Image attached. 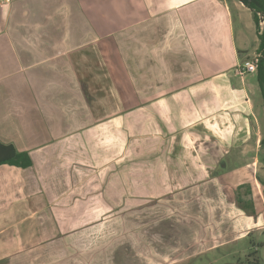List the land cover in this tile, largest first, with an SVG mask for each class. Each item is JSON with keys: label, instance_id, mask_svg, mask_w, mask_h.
<instances>
[{"label": "crops", "instance_id": "crops-1", "mask_svg": "<svg viewBox=\"0 0 264 264\" xmlns=\"http://www.w3.org/2000/svg\"><path fill=\"white\" fill-rule=\"evenodd\" d=\"M259 33L239 0L0 2V143L32 162L0 164V264H175L202 209L209 247L260 236L235 191Z\"/></svg>", "mask_w": 264, "mask_h": 264}, {"label": "rangeland", "instance_id": "rangeland-1", "mask_svg": "<svg viewBox=\"0 0 264 264\" xmlns=\"http://www.w3.org/2000/svg\"><path fill=\"white\" fill-rule=\"evenodd\" d=\"M263 29L264 16H260L259 31L263 32ZM254 54H258L260 56L258 50ZM251 56H247L243 60L250 58ZM248 78H252L251 82L256 84L255 75L253 73H251V75H248ZM253 97L255 98L256 102L255 116L257 120L254 122L255 126L253 129V134L249 141L250 149L241 154L245 157L242 158V162L240 161L243 164H249L247 166V169L249 170L250 176H247L245 178H249L247 182H244L236 187V205L240 207L243 206L246 213H254L256 211L259 215L260 213H262V219H264V101L259 88L253 92ZM261 139H263L262 144H260ZM253 161L255 162V164L253 166H250L251 162ZM203 203H206V201H204ZM250 206H252V208ZM202 212L203 215L198 217L199 220L197 216L189 217L188 215H185V217H182L186 221L192 219L196 222L197 225H201V231L199 232V235L201 234L199 239V247H195V245L189 247V242L186 243V240H189L190 237L187 229L185 230L184 235L185 243H183V235L177 238L178 240L180 239V242H178L177 239L172 240V234L175 233L171 232V242L170 240L165 241L168 244L171 243V247H169L170 256L165 261L171 262L172 260L177 259L176 256L178 255L189 256L191 254L189 257H185L184 259L181 258V260L176 262L175 264H249L246 261L247 259L252 260L250 264L254 263L253 259L255 262L256 260H260L261 263L260 254L262 253L261 256H264V232L260 236L255 238L246 236L245 238L226 245L221 246L219 244L213 247H209V238L208 236H206V233H208V230H211L213 235L218 236V234L215 233L214 224H221V221L220 223L216 222L217 218L213 217L208 209H202ZM159 217H157V219ZM142 218L145 221L146 217L142 216ZM162 239L164 240V238ZM252 239L256 240L259 243L258 247L260 253L258 251V253L254 254L252 245L250 243ZM177 253L179 254L177 255ZM215 258H217V260L213 261ZM240 260L241 263H238Z\"/></svg>", "mask_w": 264, "mask_h": 264}, {"label": "trees", "instance_id": "trees-1", "mask_svg": "<svg viewBox=\"0 0 264 264\" xmlns=\"http://www.w3.org/2000/svg\"><path fill=\"white\" fill-rule=\"evenodd\" d=\"M245 6L250 8L253 12V20L256 24L257 31L259 32L260 16H264V0H239ZM259 47L258 53L260 54L259 62L257 64V71L255 79L258 88L264 101V29L259 33ZM263 139L260 140V144ZM31 158L27 152L16 151L12 146L0 143V164H8L17 167L26 168L31 165ZM252 208V206H250Z\"/></svg>", "mask_w": 264, "mask_h": 264}, {"label": "built area", "instance_id": "built-area-1", "mask_svg": "<svg viewBox=\"0 0 264 264\" xmlns=\"http://www.w3.org/2000/svg\"><path fill=\"white\" fill-rule=\"evenodd\" d=\"M7 1L8 0H0L1 3H5ZM259 58L260 56L258 54H254L250 58L243 60L237 69L238 73L241 75L248 73H256Z\"/></svg>", "mask_w": 264, "mask_h": 264}]
</instances>
